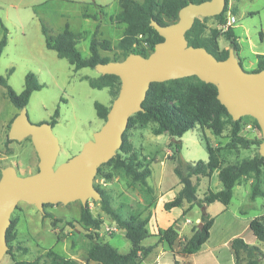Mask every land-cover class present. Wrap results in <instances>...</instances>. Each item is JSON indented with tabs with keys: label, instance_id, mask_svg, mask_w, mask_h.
I'll return each instance as SVG.
<instances>
[{
	"label": "rangeland",
	"instance_id": "rangeland-1",
	"mask_svg": "<svg viewBox=\"0 0 264 264\" xmlns=\"http://www.w3.org/2000/svg\"><path fill=\"white\" fill-rule=\"evenodd\" d=\"M12 4L18 5L17 2L0 0V21L8 29V43L0 54V77L6 79L16 93L23 91L25 77L30 72L44 86L32 94L27 111L33 124H42L51 123L55 111L59 110L58 123L53 127L61 146L57 160L59 165L77 155L103 126L104 121L97 117L94 104L99 102L111 107L114 98L108 89L90 87L88 79L99 76L95 69L75 71L66 60L60 59L54 51L46 48L40 16L45 15L46 23L54 34L62 32L65 24L72 32L81 33L83 37L77 48L84 58H88L90 43L98 27V41H118L121 29L110 20L121 10L119 0H72L70 3L59 2L39 8H25V4L15 8ZM227 9L228 14L232 13L237 18L233 29L242 42L244 54L250 59H256L254 53H264V0H228ZM59 12H65L63 14L66 15L67 22L58 20ZM86 13L91 18H85ZM200 20L203 21L202 18ZM206 25L209 29L216 28L217 22L214 18H208ZM2 36L3 30L0 28V41ZM219 43L222 48H229L223 37ZM139 46L145 47L146 44L142 42ZM150 53L148 50L146 56ZM104 56L111 61L124 59L123 53L116 47L110 52H104ZM243 67L247 72L254 71L247 62ZM19 112L8 99L6 88L0 85V177L2 169L9 166L14 167L19 176L32 175L38 171L39 158L31 139L13 142L8 138L10 126ZM156 127L155 122H150L146 126L137 125L126 132L139 160L152 170L147 186L132 182L123 172L109 165H104L102 173L95 178V187L102 188L109 195L113 207L124 209L125 216H140L139 213L143 212L146 205L154 208L156 204L159 206L172 201L182 187L174 173L175 163L170 159L173 152L170 147L172 138L168 133L155 135ZM240 136L251 142L249 148L232 142L229 124H226L222 134L218 136L208 126L203 129L195 128L181 138L182 157L189 163L207 162V144L219 148L221 167L239 164L259 155L262 134L254 118H242ZM108 173L113 174L110 180L104 178ZM193 181L198 186L199 198H203L210 191L216 193L222 189L218 172L211 178H193ZM259 186L263 195L253 198V175L244 177L233 190L234 195L229 206L215 203L206 208L210 215L216 216L220 212L222 214L217 219L212 238L192 256L191 262L189 257L184 258L180 252L186 240L196 230L202 209L195 204H185L184 215H187V220H180L175 225L178 236L173 246L170 247L163 240L166 229H159L143 243L144 246H154V251L148 257L142 258L140 264H175V261L179 264H235V252L230 247L236 238L264 253V242L257 240L249 228L253 219L264 216V169ZM89 205L92 214L102 218L104 222L98 231L101 239L121 253L130 251L131 243L124 237L125 231L117 226L111 216L102 211L99 202L90 200ZM80 213V202L47 205L44 214L33 205L19 203L11 217L12 220H17L16 238L11 243L13 251L6 254L0 264H14L16 261L45 263L48 261L49 252L84 262L82 258L90 244L88 234L94 231L80 222ZM177 213L180 210L163 211L157 217L158 224L164 227L168 218L171 219ZM48 215L51 217H47ZM238 257L239 262L236 264H245L248 261L243 250L238 251ZM260 264H264V259Z\"/></svg>",
	"mask_w": 264,
	"mask_h": 264
},
{
	"label": "trees",
	"instance_id": "trees-1",
	"mask_svg": "<svg viewBox=\"0 0 264 264\" xmlns=\"http://www.w3.org/2000/svg\"><path fill=\"white\" fill-rule=\"evenodd\" d=\"M205 1L207 0H143V2L120 0L121 12L115 18H111V21L126 25L122 39L114 47L108 40L98 41V27L90 43V56L88 58H84L77 48L83 37L82 34H75L66 27L58 35H52L43 21H40V24L48 50L54 51L60 59L66 60L75 71L88 68L95 69L98 64L111 62L108 57H102L100 51L110 52L115 47L123 53L124 58L132 53L146 56L148 50L152 52L156 44L163 41L158 32L151 27L152 21L162 26L175 23L178 21V13L183 7L189 3L200 4ZM227 8L228 0H226L223 14L214 17L217 22L216 28H208L206 25L208 18H203V21L196 19L193 27L186 34L189 45L196 48H205L218 60H225L229 55V49H233L238 56L240 44L233 27L227 30L222 29V26L227 22ZM84 17L91 18L88 14H84ZM94 19L97 20V17H94ZM0 28L3 30V36L0 41L1 54L8 43V29L1 21ZM221 37L228 42L229 48H221L219 43ZM142 42L148 48L140 47L139 45ZM257 60V68L252 72L264 70V56H257ZM240 63L242 65V62ZM88 82L93 89H108L114 99L118 96L121 88L120 79L114 75H99L97 78L88 79ZM0 85L6 88L8 99L19 111L27 108L34 92L44 88L39 83L36 75L31 72L25 77V87L21 93H16L8 85L7 80L2 77H0ZM217 95L218 91L214 85L204 83L197 77H188L164 83H152L142 104L144 111L131 117L127 128L128 131L137 125L146 126L150 122H155L157 126L154 130L155 135L159 136L168 133L172 138L170 147L173 148V152L170 159L175 163L174 173L179 179L182 189L172 201L164 204V210L171 211L174 208L182 207L185 203L189 205L195 204L202 209L200 218L202 226L199 228L198 225L193 235L186 240L180 252L184 258L198 253L211 237L215 218L207 213L206 208L215 203H220L224 207L229 206L233 198V190L240 179L253 175L252 197L263 195L259 185L264 169V157H261L260 154L253 159L243 160L239 164L221 167L219 148H214L207 144L209 155L207 162L189 163L182 157L183 144L181 138L187 132L198 127L203 129L208 126L218 136L222 134L226 124H229L231 126L232 142L241 145L243 148L250 147L251 142L240 136L242 119L233 121L227 109L217 99ZM94 107L97 117L105 121L110 107L99 102H96ZM59 116V110L57 109L50 123L53 127L58 123ZM126 132L123 135V144L116 157L106 165L120 170L132 182L147 186L152 171L139 160ZM261 143L259 142V147ZM102 167L99 168L98 175L102 173ZM215 172H218L222 189L216 193L210 191L203 198H199L198 186L194 183L193 178H211ZM112 177V173L104 175L107 180L112 179ZM96 189L102 196L99 202L102 211L111 216L117 226L125 231V237L131 243V249L127 253H121L111 244L101 239L98 231L101 230L104 222L101 218L92 214L88 202L86 207L81 205L80 213V222L94 231L92 234H88L90 240L87 248L88 261L98 264H140L142 258L148 257L154 251V246L143 245L144 241L151 237L147 229V221L142 220L137 215L125 218L112 206L109 195L100 187H96ZM47 217L51 216L48 215ZM179 222L180 220L175 221L173 225L163 232V240L170 247L177 240L178 229L175 228V225ZM16 226L17 220H12L7 231L9 247L7 254H11L13 251L11 243L16 238ZM249 228L257 240L264 242V216L253 219ZM231 248L235 252L236 263L239 262V250H243L247 254L248 261L245 264H260L264 259V253L259 248L246 244L242 239H234ZM23 251L27 250L23 249ZM47 257L48 261L46 260L47 262L45 263H40L39 261H16L14 264H80L73 259L64 258L54 252H49ZM175 264H179V262L175 261Z\"/></svg>",
	"mask_w": 264,
	"mask_h": 264
},
{
	"label": "water",
	"instance_id": "water-1",
	"mask_svg": "<svg viewBox=\"0 0 264 264\" xmlns=\"http://www.w3.org/2000/svg\"><path fill=\"white\" fill-rule=\"evenodd\" d=\"M225 7L226 0L189 3L179 11L175 23L162 26L151 22L163 41L149 55L132 53L121 61L98 64L96 72L117 76L121 88L101 129L66 162L57 165L61 146L53 126L33 124L27 108L20 110L10 126L8 138L13 142L31 139L39 158L38 171L27 176H19L12 166L1 171L0 262L9 249L7 231L19 203L33 205L44 214L47 205L80 202L86 207L90 200L101 201L94 184L98 170L116 157L130 118L144 111L142 104L152 83L197 77L214 85L217 99L233 121L247 116L257 121L262 134L259 154L264 157V70L247 72L233 49H229L225 60H218L205 48L189 45L186 38L196 19L222 15Z\"/></svg>",
	"mask_w": 264,
	"mask_h": 264
},
{
	"label": "crops",
	"instance_id": "crops-1",
	"mask_svg": "<svg viewBox=\"0 0 264 264\" xmlns=\"http://www.w3.org/2000/svg\"><path fill=\"white\" fill-rule=\"evenodd\" d=\"M8 1H10V2H17V4L18 5H11V6H14L15 8H17L19 5H21V4H25L24 6H25V8H27V7H32V8H39V7H41V6H43V5H48V4H55V3H70V2H72V0H8ZM41 4V5H40ZM119 4H120V0H119ZM53 8H54V5L52 6ZM120 12H121V10H120ZM119 12V13H120ZM60 13V18H58V20L60 21V22H67V20H66V15L65 14H63V13H65V12H59ZM118 13V14H119ZM86 14H88V13H86ZM101 14H103V12H101ZM89 16H91L90 14H88ZM117 16V15H116ZM116 16H114V17H112V18H115ZM40 18L41 19H39L40 21H43L46 25H47V20H46V18H45V15H41L40 16ZM86 18V17H85ZM87 19H89V18H87ZM96 21V20H95ZM98 21V20H97ZM111 21V20H110ZM112 23V22H111ZM114 24L115 25H118L119 27H120V29H121V35H120V37H119V39H118V41L116 42V43H111L112 44V47H114L115 45H117L118 43H119V41L122 39V37H123V35H124V31H125V29H126V25L125 24H117V23H115L114 22ZM48 26V25H47ZM64 26H66V27H68L69 28V26L68 25H64ZM65 27V28H66ZM48 28H49V26H48ZM70 29V28H69ZM49 30L51 31V33H52V35H58L59 33H57V34H54L53 32H52V30L49 28ZM65 29H63V31H64ZM62 31V32H63ZM71 31V30H70ZM61 33V32H60ZM74 33V32H73ZM235 33V32H234ZM75 34H79V33H75ZM81 34V33H80ZM235 35H236V33H235ZM236 37H237V39H238V42H239V44H240V52L238 53V59L240 60V62H242V66L244 65V63L245 62H247L248 64H249V66H251L252 67V70H255L256 68H257V64H258V60H257V56H259V55H262V56H264V53L263 52H260V53H254L253 55L256 57V59H250V57H248L246 54H244V52H243V46H242V42H241V40L239 39V36L238 35H236ZM78 46V45H77ZM222 48V47H221ZM225 48H228V46L227 47H225ZM104 52H106V51H100V54H101V56L102 57H105L104 56ZM244 68V67H243ZM136 127V126H135ZM160 136V135H159ZM171 151V150H170ZM149 168H150V166H149ZM152 171V170H151ZM152 176V175H151ZM181 189H182V187H181ZM180 189V190H181ZM235 189V188H234ZM233 195H234V193H233ZM164 204L165 203H162L161 205H159V206H157V204L154 206V208L152 207V206H149V205H146V207L143 209V212L142 213H139L140 214V218L142 219V220H146L147 221V229H148V232H149V234H150V236L151 235H154L156 232H158L159 231V229H167L168 227H170L171 225H173L174 223H175V221H177V220H183L184 221V219L185 220H187V215L185 216V215H183V213H184V206H182V207H180V208H174V209H172L171 211H166V212H174V211H176V210H180V213H177V214H175V216H173L171 219H169L168 218V221H167V223L164 225V227H161V225H159L158 224V220H157V217H158V215H160V214H162V212L163 211H165L164 210ZM185 204H187V203H185ZM184 204V205H185ZM115 208V207H114ZM115 209H117L125 218H128V217H130L131 215L129 214V215H127V216H125L124 214V209H118V208H115ZM222 214V212H220L218 215H211L212 217H214L215 218V224H214V226H213V228H212V230H211V237L210 238H212V236H213V230H214V227L216 226V223H217V219H218V217H219V215H221ZM102 219V218H101ZM104 219V218H103ZM199 221H200V219H199ZM198 225H200V222H199V224ZM125 237V236H124ZM126 238V237H125ZM210 240V239H209ZM107 242V241H106ZM145 242V241H144ZM231 242V241H230ZM229 242V243H230ZM228 243V244H229ZM110 244V243H109ZM227 244V245H228ZM149 246H152V245H149ZM230 247V246H229ZM231 248V247H230ZM231 251V250H230ZM129 252V251H128ZM194 256V255H193ZM191 258H192V256L191 257H189V259H190V262H191ZM83 260H84V262L83 261H78L77 259H73V260H75L76 262H78V263H80V264H87V263H96V262H92V261H88V256H87V250L85 251V257H83L82 258ZM146 263V262H145ZM144 263V264H145ZM236 264V263H235Z\"/></svg>",
	"mask_w": 264,
	"mask_h": 264
},
{
	"label": "built area",
	"instance_id": "built-area-1",
	"mask_svg": "<svg viewBox=\"0 0 264 264\" xmlns=\"http://www.w3.org/2000/svg\"><path fill=\"white\" fill-rule=\"evenodd\" d=\"M236 23H237V18H236V16L233 15L232 13H229V14L227 15V22H226L225 25L222 26V28H223L224 30H227L228 28L234 27V25H235ZM145 47L148 48L147 45H146Z\"/></svg>",
	"mask_w": 264,
	"mask_h": 264
}]
</instances>
